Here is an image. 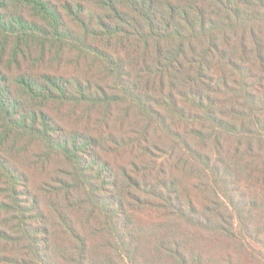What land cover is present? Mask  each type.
Here are the masks:
<instances>
[{
    "label": "trees",
    "instance_id": "16d2710c",
    "mask_svg": "<svg viewBox=\"0 0 264 264\" xmlns=\"http://www.w3.org/2000/svg\"><path fill=\"white\" fill-rule=\"evenodd\" d=\"M0 264H264V0H0Z\"/></svg>",
    "mask_w": 264,
    "mask_h": 264
}]
</instances>
